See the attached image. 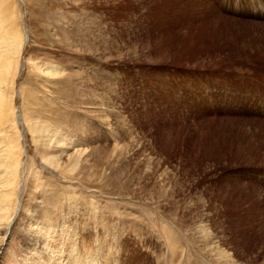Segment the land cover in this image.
Here are the masks:
<instances>
[{
	"label": "rangeland",
	"instance_id": "obj_1",
	"mask_svg": "<svg viewBox=\"0 0 264 264\" xmlns=\"http://www.w3.org/2000/svg\"><path fill=\"white\" fill-rule=\"evenodd\" d=\"M9 4L25 43L0 136V155L3 138L20 149L0 264H45L31 253L47 220L108 264H264V0Z\"/></svg>",
	"mask_w": 264,
	"mask_h": 264
},
{
	"label": "bare ground",
	"instance_id": "obj_2",
	"mask_svg": "<svg viewBox=\"0 0 264 264\" xmlns=\"http://www.w3.org/2000/svg\"><path fill=\"white\" fill-rule=\"evenodd\" d=\"M14 7H15V5L9 4V0H0V136L1 137L3 136L5 138L11 137V136L9 137L5 134V131H6L5 126H7L9 123L11 124V126H10L11 129L16 130V126L14 124V119L12 118L10 120L12 111L14 109L12 108V104H11L12 99L10 100V98H9V95H10L9 92H10V90L14 84V81H15L17 75H18V70L20 68L18 61H19V58L21 57V53L23 51L24 43H25L24 36L22 35L19 27L18 26L15 27V22H16V19H18V17L16 16ZM25 62H26V64L29 65L28 68L31 69L38 78L41 76H44L46 78L56 77L58 74H60L58 68L55 66H52V65H49L46 63H42V62L31 63L28 60H26ZM32 102H33V104H32L33 106L36 105V103L41 104V102L37 98L32 99ZM22 103H21V105H22ZM24 111H25V115L23 118H25L26 121L28 122L27 124H28L29 130L32 132V134L35 135V137L37 136V138L39 140L43 139V138H48L49 143H51V141H54L56 144V147L57 148L60 147L59 149L62 150V153H65V151L70 146V144L67 142V140H65L63 137H61L54 130L55 128H51L52 123L50 126L49 124H42V122L39 121L35 117L30 118L26 112V104L24 107ZM17 134H16V136H17ZM5 138H3L4 139L3 141H4V143L5 142L7 143V145L5 146V148H6L5 152L6 153L0 155V166H1L0 170L3 171L2 173H0V243H1L0 246H2L3 243L5 242V237H7V235L9 234L10 227L12 225L11 211H12L14 203H15L14 199H13L15 191L12 188V184L17 179V176L19 174V172H18L19 171L18 170L19 162H18V159H16V155L18 153V152H16V150L20 151V149L18 147L19 146L18 145V142H19L18 137L16 138L17 140L15 139L17 145L13 144L12 139L10 141H7ZM14 143H15V141H14ZM37 145H38V143H37ZM56 147H55V151H56ZM71 147H72V145H71ZM63 156H65V155H63ZM73 157L71 156V158L69 159L70 162H71V159L76 160L75 157H77V156H75L74 158ZM10 159L13 160V163L9 162ZM44 159H45L44 162L47 165H49L50 167H52L54 169H62V171H63V168H59V164H58L59 159L57 157L46 156V157H44ZM66 159L68 161V158H66ZM74 163H75V161H74ZM22 167H24V166H22ZM64 168H65V166H64ZM68 168H69V166H68ZM69 171H71V170H69ZM59 172H60V170H59ZM23 173H24V170H23ZM68 173H70V172H68ZM7 175L11 176L13 179L12 180H10V179L5 180L4 177L6 176V178H7ZM61 175H62V173H61ZM11 177H9V178H11ZM19 179H20V177H19ZM19 179H18V181H20ZM67 180H68V178H67ZM18 184L19 183H17V185ZM14 187H15V185H14ZM17 188H19V187L16 186V192L18 193ZM15 204L18 207V203L16 202ZM37 204H40V203H37ZM16 211H17V209H16ZM49 218L50 217H48V219ZM43 223H45V222H43ZM43 223H42L41 227L36 226L35 228H33L34 231L36 233H40V235H41L40 237H42L41 247H40V249H38V250L42 251V253H38L37 250H34L33 253H31V254L36 255L38 258H46L45 264H108L109 263V259L112 256V253L110 250H109L110 252L108 250H106L105 252L103 250H101V251L90 250V252L84 251L82 253L76 249L77 245L71 240V238L69 239V236L65 237L66 235H58V236L56 235L57 231L55 229H53V227L50 226V224H51L50 220H47V223L44 225H43ZM1 231H3V232L1 233ZM56 236L60 238V242H59L58 246H57V244H55V237ZM69 243H73V247H69V245H68ZM0 249H1V247H0ZM62 250L66 251V253L64 252L66 257L60 258V256L62 254H64L62 252ZM67 250H70V254L68 253ZM81 253H82V255H81ZM43 254H45V256H43ZM2 255H3V253L0 252V260L2 259Z\"/></svg>",
	"mask_w": 264,
	"mask_h": 264
}]
</instances>
